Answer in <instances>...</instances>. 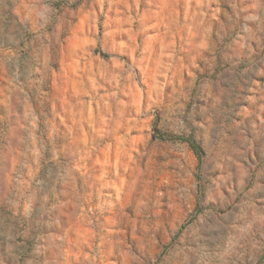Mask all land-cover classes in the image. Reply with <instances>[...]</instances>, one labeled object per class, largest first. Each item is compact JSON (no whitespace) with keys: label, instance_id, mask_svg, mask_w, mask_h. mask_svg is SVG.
<instances>
[{"label":"clouds","instance_id":"9594fccd","mask_svg":"<svg viewBox=\"0 0 264 264\" xmlns=\"http://www.w3.org/2000/svg\"><path fill=\"white\" fill-rule=\"evenodd\" d=\"M98 2L103 10V0ZM214 2L217 7L210 13L186 12L183 19L177 9L190 7L192 0H171L162 5L167 15L160 23L164 18L170 22L164 33L170 59L159 67L167 71L153 69L156 62L148 41H142L141 45L134 42L108 45L96 37L112 59L107 63L100 61L103 71L85 77V83L75 91L65 86L60 73L63 92L59 94L44 93L41 85L58 78L48 66L47 54L53 40L59 42L60 25L54 35L45 26L38 27L27 0H20L15 10L19 23L26 32L35 34L33 39L39 41V47L32 48V59L23 62L22 71L19 52L27 51L29 45L23 34H19V39L13 37L17 54L4 60L0 67L7 71L12 60L13 80L19 82L24 76L25 86L35 89L39 100L63 101L60 110L53 111V119L43 121L46 137H37L41 118L24 93L34 156V165H26L29 180L22 185L26 196L24 215H31L37 205V194L44 201L48 192L63 183V194L70 196L68 203L74 208L88 209L80 212L79 219L87 218L91 230L81 232L73 244L84 250L81 255L88 264H97V260L104 264L105 245L112 254L127 258L132 251L129 235L137 242L133 245L137 252L132 257L135 264H264V131H258L264 129V88L248 76L264 69V0ZM220 2L230 5L233 14L224 15L233 30L239 29L236 31L239 40L234 43L246 41L244 47L251 61L240 80L230 78L224 87L210 78L217 50L211 18L220 12ZM44 9L56 18L54 8L44 5ZM92 16L95 19L94 12ZM146 16L138 14V19ZM241 31L246 36H240ZM21 41L25 43L24 49L19 48ZM253 42L256 48L252 47ZM62 47L69 56L79 55L68 49L67 44ZM127 48L133 50L134 57L130 63H120L116 57ZM257 55L261 56L259 61L253 59ZM87 58H92L91 52ZM197 59L205 61L198 73L205 75L183 82L185 69L195 70ZM258 74L264 75V71ZM93 77L99 79V84H87ZM160 77H164L163 82ZM241 82L245 91L259 92V98L237 91ZM165 85L171 86L168 93ZM138 86L142 92L137 90ZM19 91L23 92V86ZM245 102L253 108L251 112L243 106ZM93 104L95 109L90 111ZM240 116H256L259 124L252 122L245 127L243 122H237ZM57 118L61 127L53 122ZM38 139L43 141L39 148L35 147ZM253 140L259 141L255 148L258 160L256 156L249 160ZM46 151L51 153L53 168L58 171L41 177L42 154ZM61 157L65 163H61ZM89 161L91 168L86 167ZM77 180H81L79 188ZM209 181L214 186L215 213L205 210L209 206L206 191ZM89 189L99 192L107 189L109 194L103 202L93 205ZM221 209L225 215H220ZM72 216L75 218L76 213ZM74 228L75 225L68 231ZM113 231L114 242L109 239ZM64 240L69 242L67 233ZM22 251L17 243H0V264H19ZM116 264H120L119 259Z\"/></svg>","mask_w":264,"mask_h":264},{"label":"rangeland","instance_id":"374dc122","mask_svg":"<svg viewBox=\"0 0 264 264\" xmlns=\"http://www.w3.org/2000/svg\"><path fill=\"white\" fill-rule=\"evenodd\" d=\"M27 2L32 6L30 15L38 27L45 26L49 34L54 35L57 25H60L59 42L54 39L47 54L48 66L57 74L58 78L55 82L46 80L41 85L44 93L59 94L63 92L59 79L60 73H63L65 86H71V89L75 91L85 83V77L90 76L91 73L103 71L99 67V62L107 63L112 57L103 51L101 39L105 40L108 45L112 43L132 44L133 42L136 45H141L142 41H148L156 62L152 65L153 69L159 68L160 71H167L166 68L159 66L167 64L170 59L167 48L169 42L164 36L167 31L165 25L170 26V22L166 18L162 23L160 20L167 15L162 5L171 3V0H103V10H101L98 0H27ZM137 3L139 7L136 6ZM19 4L20 0H0V64L10 57L15 58L17 44L13 43V37L19 39V34H23L29 45L27 51L19 52L21 70L23 71V62L32 59L30 55L32 48H38L39 41H34L35 34L26 32L19 23V16L15 11ZM44 5H49L56 10V18H52L50 13L45 12ZM219 6L220 12L211 18L212 39L217 42V50L215 67L211 69L210 78L214 84L218 83L220 87H224V82L230 78L240 80L251 61L250 53L244 47L246 41L234 43L239 40L236 35V31L239 29L233 30L230 27V21L224 15L225 12L228 15L233 14L230 5L220 2ZM216 7L217 3L214 0H202V3L199 4L196 0H192L190 7H180L177 11L183 19L186 12L190 15L196 12L207 14ZM93 12L95 19L92 16ZM138 14H147V16L140 20ZM221 25H223V29H221ZM28 27H31L30 23ZM109 33L111 35H108ZM240 36H246V34L241 31ZM96 37L101 39H96ZM93 40H95V44L92 43ZM64 44H67L68 49L73 53L79 55L69 56L68 51L62 47ZM228 45H232V47H228ZM252 47L256 48L255 42L252 43ZM19 48H25L23 41L19 43ZM89 52H91L92 58L86 59ZM134 54L131 48L123 49L121 56L116 59L120 63H130ZM205 55L209 54L205 53ZM95 57L99 59H95ZM253 59L259 61L261 56L257 55ZM196 65L198 67L195 70L185 69L182 77L183 82H187L193 77L199 80L205 75L204 73L198 75L200 69L204 68L205 61L197 59ZM7 69L5 71L0 67V243L9 241L20 245L23 251L19 254V264H29V262L30 264H88L84 260V256L81 255V251L84 250L73 246L75 241L80 238L81 232L91 230L88 227L87 218L79 219L80 212L88 209L87 207L74 208L68 203L70 196L63 194V183L57 185L55 191L48 192L47 199L44 201H40L39 194H37V205L33 206L31 215H24L26 196L22 185L24 181L29 180V168L26 165H34V156L31 152L33 145L29 135L31 126L28 123L24 93H27L33 111L41 118V123L37 125L38 130L35 133L37 137H46L47 130L43 121L52 120L53 111H59L63 101L58 100L53 103L46 98L39 100L36 90L25 86L24 76L19 78V82L12 79V74L15 71L12 60H9ZM109 71H111V65ZM258 71H264V69H258ZM258 71L250 72L248 76L256 82V85L264 88V75L258 74ZM160 80L163 82L164 77H160ZM87 84H99V79L93 77L87 80ZM256 85H251V87ZM22 86L23 92L19 91ZM13 88L16 91H13ZM244 89L245 86L241 82L237 91H242L243 94L251 96L253 99L259 98V92L245 91ZM99 90L103 95V87ZM137 90L142 92L139 86ZM164 90L165 93H168L171 86L165 85ZM243 106L248 107L249 112L253 110L252 107H249L248 102H245ZM94 109L95 104L91 106L90 111ZM53 122L57 127H61L59 118ZM237 122H243L245 127H250L252 122L259 124V118L240 116ZM258 131H264V129H258ZM248 139H252V137L249 136ZM42 143L43 141L38 139L35 147H41ZM258 144V140H253V153L249 156V160L252 159V156L259 159L255 152ZM179 151L180 149L177 147V152ZM42 157L41 177L46 174L50 176L53 171H58L53 168L55 161H51L50 152H44ZM65 162L61 157V163ZM179 163H183V159H179ZM86 167L91 168L90 161L86 162ZM76 184L79 188L81 180H77ZM206 191L209 206L205 210L215 213L217 209L212 206L214 186L211 185V181H209ZM89 192L93 197V205L103 202L109 194L107 189L104 192L89 189ZM228 212H231V207L228 208ZM72 213H76L75 218ZM220 215H225L223 209L220 210ZM192 223L195 225L196 221ZM73 225L75 228L68 231ZM65 233L71 243L64 240ZM109 239L115 241V231ZM136 243L129 235L128 244L132 251L128 253L127 258L119 253L112 254L109 246L105 245L104 264H116L117 259L120 264H135L132 257L137 255L136 248L133 247ZM85 255H87L86 251ZM97 264H100L99 260H97Z\"/></svg>","mask_w":264,"mask_h":264}]
</instances>
